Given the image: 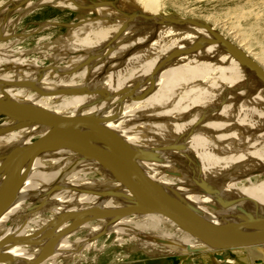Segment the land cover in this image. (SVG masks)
<instances>
[{"label":"bare ground","instance_id":"obj_1","mask_svg":"<svg viewBox=\"0 0 264 264\" xmlns=\"http://www.w3.org/2000/svg\"><path fill=\"white\" fill-rule=\"evenodd\" d=\"M21 1L23 0H0V15H4L12 7L18 14L15 18H8L9 14L0 18V43L5 37L6 32L3 31L8 23H15L44 3L73 8L69 0H27L20 5ZM72 1L78 3V0ZM133 2L140 5L138 13L141 16L153 15L149 23L142 21L144 17H136L135 21H128L129 17L120 19L116 21L118 29L104 37L103 41L99 39V42L102 41L100 46L93 47L88 42L86 45L74 44L70 50L78 55L61 58V54L55 53L48 56L50 62L47 65L37 64L32 59L21 61V58L16 62L20 64L0 72V100L27 114L53 113L82 117L105 126L124 143L151 180L209 223L238 228L249 219H264V81L237 61L221 43L212 46L203 42L190 52L191 55L188 52L178 58H171L172 48L179 46L178 44L189 47L196 39L209 34L204 28L190 26L183 33L173 30L172 22L155 23L164 15L157 12L160 10V0H121L122 5H130V8ZM96 13L107 16L108 19L115 15V11L106 5L97 7ZM85 15L82 16L83 19ZM3 18L5 22L1 21ZM93 24L88 22L81 24V28H72V40L79 41L83 38V30H89ZM177 36L181 38L173 39ZM145 42L148 45L139 47ZM68 44L71 45V42ZM218 47L227 54L225 58L217 50ZM107 53L109 54L102 58ZM124 55L128 56L121 62L107 64L110 59L125 57ZM190 57L192 62L198 59L215 60L217 67L207 70L208 73L221 74L222 72H218L219 67L226 62L231 71H243L244 76L236 85L227 80L226 85L231 86L232 90L226 99L219 91L215 97L207 96L202 88L211 85L213 80L207 79L209 74L206 70L198 69L195 64L191 65L187 60ZM97 62L100 64L95 66ZM47 67L48 71L41 70ZM51 67L54 69H50ZM230 70H226L227 78H231ZM103 71L104 75L99 76ZM28 84L31 86L27 87ZM151 87L153 89L148 95L132 100ZM68 90L72 94L91 91L93 95L71 94L69 98L59 96L61 93H68ZM45 93L55 95H44ZM95 98L107 99L114 104L122 98L120 104H128L129 108L131 105L134 112L141 110L139 112L153 128L147 142L134 144L127 138L128 129H124L121 122L118 124L115 117L104 121L89 111H77L78 106L90 103V100L93 102L92 99ZM93 104L88 106L90 111L99 112L103 107ZM242 106H254L258 111L242 110ZM138 123L140 124L139 121ZM61 129L64 128L16 121L5 116L0 124V154L6 152L5 156H0V181L5 172V159L15 156L33 140ZM147 130L149 131L148 128ZM5 131L10 132L3 134ZM70 131L104 149H111L100 135L86 127L73 125ZM144 140L143 142L146 141ZM154 153H163L162 164L165 169L168 168L171 172L187 170L193 174L196 184H200L201 190L208 191L209 194L201 193L200 189H196L200 196L181 192L174 185L175 181H169L165 174L163 177L157 167L153 166V162H157L153 158ZM27 165V162L23 164L18 175V179H21L19 189L0 215V264H58L60 258L73 261L72 263H89L92 258L83 255L84 252L104 253L115 243L108 241L112 233L118 237L126 235L131 240L141 241L142 251L149 255L170 253V250H179V253L197 250L210 254L218 264H236L237 261L246 260L248 264L256 261L264 264V253L256 255L253 250L244 256L235 254L231 259H216L215 256L222 251L219 249L226 248L204 243L159 214L133 213L117 217L120 211L134 204L128 191L97 162L71 149L41 152L29 170H26ZM119 166L127 173L121 164ZM92 171L98 172L101 178L87 177V172ZM69 187L79 191L68 189ZM80 190L92 194H84ZM143 199L149 200L145 197ZM120 244L117 243L119 246ZM252 246L264 244L245 247ZM127 254L128 252L119 254L118 257L120 259Z\"/></svg>","mask_w":264,"mask_h":264},{"label":"rangeland","instance_id":"obj_2","mask_svg":"<svg viewBox=\"0 0 264 264\" xmlns=\"http://www.w3.org/2000/svg\"><path fill=\"white\" fill-rule=\"evenodd\" d=\"M96 1L97 2H101V1L108 2L110 6L109 5H106V6L110 7L113 11H115V15L110 19H108L107 16L98 15L96 13V9L98 7V5L95 4ZM69 3L71 4V6H73V8L67 5L58 6V5H51V4L44 3L38 6L33 11L21 17L20 20L19 19L16 20L15 23L13 24L8 23L5 30L3 31L4 33L6 32L5 37L0 43L1 45L0 46V72L8 71V69L14 66L18 60H21V58L23 59L21 61H30V59H32V61H34L37 64L47 65L50 62L48 58L52 54H55V53L58 55L61 54L60 55L61 58L66 57V55L67 56L69 55L75 56V54L78 55V53H73V50H70L72 45L77 44V43L86 45V43L88 42L93 47H98L102 43L104 37L108 36V34L113 33L116 29L119 28L117 27L116 21H119L120 19H123L125 17L130 18V20L128 21H133L136 17H139V19L144 17L142 21L145 23H149L150 22L149 20L153 18V15L141 16L138 13L140 12L139 10L141 9V7L137 2L136 3L133 2L132 3L133 7L131 6V8L135 10L134 12L132 11L130 7H128L130 5L128 6L122 5L121 0H78V3L77 2L74 3L72 0H69ZM159 3H160V10H158L157 12L164 14V15L162 16L163 17L162 19H160L159 21L155 23L172 22L173 30L175 29L177 31L180 30L183 33L188 31V28L190 26L193 28H204L206 33L209 34V36L207 35L205 37L196 39L194 43L191 44L189 47L178 44L179 46L172 48L173 54L171 58H178L179 56H182L183 54L188 53V52L190 54V52L194 51L198 47V44L203 43V42L208 43L212 46L217 45L218 44L216 42L217 39L213 36V34L218 33L233 43L234 42L239 43V45L242 46L244 49H246L256 59V61L264 68V0H160ZM133 4H136V5H133ZM12 8L9 11H7V13H5L4 15H0V18L5 17L7 14H9L8 18L9 17L15 18L16 16H18V14L14 12V8L13 9ZM83 15H85V18H84L85 21H81V20H84L82 17ZM4 20L5 18H3L1 21L5 22ZM136 21H139V20H136ZM142 21H139V22H142ZM82 22L83 23L92 22L95 25L93 24L94 26L92 25L89 30L84 29L83 30L84 35L82 36L83 38H80L79 41L75 39L73 41L71 29L76 28V26L77 28H81V24H83ZM5 25L6 24L4 23V26ZM209 28H213V30L211 31L209 30ZM134 35L136 34L134 33ZM180 38L181 36L173 37V39L175 40H179ZM99 39L102 41L99 42ZM69 42H71V45L68 44ZM145 45H148V42L141 44L139 47H143ZM102 49L103 47L100 48V50ZM217 50L220 51L221 50L220 47H218ZM108 52L110 53L111 51L109 50ZM109 53L103 55L102 58H105ZM220 53L223 56V58L227 56V54H225L224 51H220ZM124 56L125 57H121L117 59L112 58L107 62V64H111L117 61L121 62L128 55H124ZM149 57L147 59H149ZM190 59H192V57L188 58L187 60L190 61L189 63H191V65L195 64L197 65L198 69H204L206 70V72L207 70H212L217 67V63L213 59L212 60L206 59L203 61L198 59L196 60V62H192L193 59L192 60ZM197 62H199V64ZM210 62H214V63H210ZM5 63H8V64H5ZM17 64H20V62H18ZM99 64L100 62H97L95 66H98ZM48 68L49 67L43 68L41 70L48 71ZM219 68H220L219 69L220 71L218 72L220 73L222 72L221 74H218L217 72H214L212 74L207 72V74H209L208 78L206 77L207 74H205V77L207 79L213 80V83H211V85L208 84L204 88H202V92L207 96L215 97L217 96V91H219V92H222V94L224 95V99H226L228 97L227 94L232 90L231 86L226 85L227 80L230 81L232 84L236 85L239 83L238 82L239 79L244 76V73L242 71L243 70L242 67L239 68L242 71V73L231 71L230 65H228L226 62L221 63V67ZM50 69H54V68L51 67ZM226 70L227 72L228 70H230L231 78L226 77L225 75L227 73ZM102 75H104V71L99 74V76H102ZM247 77L251 78L249 76ZM249 80H252V78ZM30 86L31 85L28 84L27 87H30ZM152 89L153 87H151L149 90L148 89L144 90L145 92L143 91L137 98H132V100L135 101L138 98H142L148 95L149 94L148 92H150V90ZM90 92L91 91H88L85 94L81 92L72 94V92L69 91L68 93H63V94L61 93L59 94V96L63 98H69L74 94L75 95L78 94V96L79 95L83 96L87 94L93 95ZM50 94L55 95V93L54 94L45 93L44 95H50ZM222 94H219V95H222ZM92 100L93 102L90 100V103H84L78 106L77 111H81L82 109H83L82 111L84 110L86 112L89 111V113L99 117L101 120H104V121H110V119L115 117L118 124L119 122H121L120 125H122V127L124 125V129L125 128L128 129L127 131L129 132L127 133L128 135L127 138H130V140L134 144H144L147 142V138L152 133L153 128L150 127L151 123L148 120L144 119L143 114L140 113L141 110H135L134 112V110H132L133 107L131 105H130V108H131L130 109L128 104L127 105H123V103L120 104L122 102V98L116 100L115 104L114 102H110L107 99L99 100L95 98ZM103 100L104 102H100ZM212 101L217 102L215 100H212ZM93 103L95 104V106H99L100 108L103 106L99 110V112L97 110L90 111L88 106L89 105L92 106ZM83 107H85L86 109ZM123 107H124V110H122ZM242 110H246L250 112L258 111L254 106H250L246 108L242 106ZM101 114H105V115H101ZM106 114H109V116ZM115 114H117V116ZM122 116L123 118H121ZM125 116L126 118H124ZM135 116L136 117L138 116V117L136 118ZM4 118L5 117L3 115H0V124L4 121ZM118 118H121V119L118 120ZM127 118H130V119L127 120ZM138 121L140 122V124L138 123ZM125 124L126 126L127 125L128 126L126 127ZM142 124H144V127H142L143 126ZM134 128L135 129L137 128L136 129L137 131ZM147 128L149 129V131L147 130ZM5 132H3V134H7L10 131H5ZM143 139H145L146 141L144 140L145 142H143ZM5 153L0 154V156H5L6 155ZM162 154L163 153H154V156H153V158L155 157V160L159 162L158 164L157 162H153L154 164L153 166L157 167L160 174L162 173L163 177H164L163 174L167 175L166 177L169 181H175L174 185L175 186L177 185L176 187H178L181 192H185L186 194H189V195L200 196L201 194L197 190L198 189L201 190L202 186L200 184H196L197 182H196V179L193 177V174L189 173L187 170L185 172H182V171L171 172L167 170L168 168L165 169L164 164H162L163 162ZM162 170L165 172H163ZM69 171H72V170H69ZM90 176H95L97 178L100 177L99 173L95 171L87 172V177H90ZM171 183L173 184V182ZM193 186L195 187L193 188ZM68 189L79 191L78 189L74 187L72 188L69 187ZM201 191H202L201 193H204L206 195L209 194L208 191H204V190H201ZM81 192L84 194L89 193V195L92 194L91 192H86L84 190H82ZM102 194L107 195L108 193H102ZM120 216H123V215H120ZM117 237L118 236L115 233H112L110 235V237L108 238V241L109 242L115 241V243L113 246L108 247L104 251V253H101L102 255L94 254L92 252L90 253L84 252V254L82 253L83 255H86L87 257L90 256V258H92V260H90L89 263H86L83 261L82 262L80 261V263H76V262L72 263L73 261H68V260L64 261V260H61V258H60V263L64 264L65 262H68V263L70 262V264H218L217 262H215L213 257H210V254L201 253L197 250H193L192 252L179 253V250L174 252L169 249L170 253L164 252L163 254L149 255L142 251L141 241L131 240L126 235H120L118 238ZM122 238H124L125 240L123 241ZM118 242L121 243L120 246L117 245ZM162 246L163 245H161V247ZM219 250H222L221 253L218 254L220 255L221 258L231 259L235 254L244 256L246 255V253L250 252L251 250H253L256 255L262 254L264 253L263 251L264 246H252V247H245V248H240V249L226 248V249H219ZM234 250L236 252H234ZM127 252H128L127 255L119 259L118 257L119 254H123V253L126 254ZM78 256L80 257V255ZM256 259H262V258H256ZM256 259H254V261ZM260 263L261 261H256L253 264H260ZM223 264H227V263H223ZM236 264H248V260L241 261V262L237 261Z\"/></svg>","mask_w":264,"mask_h":264},{"label":"water","instance_id":"obj_3","mask_svg":"<svg viewBox=\"0 0 264 264\" xmlns=\"http://www.w3.org/2000/svg\"><path fill=\"white\" fill-rule=\"evenodd\" d=\"M26 1H21L20 5ZM95 4L98 7L109 5L108 2L97 1ZM209 30L212 31L213 28H209ZM213 36L217 39L216 42L223 44L237 61L243 63L255 76L264 81V68L250 54L221 34L214 33ZM0 115L13 118L16 121H31L54 128H64L33 140L20 149L15 156L5 159L3 163L5 172L0 181V215L21 185V179H18V175L23 164L27 162L26 170H29L39 153L67 148L97 162L128 191L134 204L120 211L117 216L133 213L159 214L178 224L189 235L210 246L219 248H238L264 244V219H249L238 228L209 223L163 191L147 176L124 143L110 129L99 123L88 118L53 113L27 114L16 110L1 100ZM73 125H80L97 133L108 143L111 149H104L76 136L70 131ZM119 164L126 169L127 173ZM143 197L149 200L145 201ZM215 257L221 258L220 255Z\"/></svg>","mask_w":264,"mask_h":264},{"label":"crops","instance_id":"obj_4","mask_svg":"<svg viewBox=\"0 0 264 264\" xmlns=\"http://www.w3.org/2000/svg\"><path fill=\"white\" fill-rule=\"evenodd\" d=\"M234 44H236V45H238V46H240L239 45V43H237V42H234ZM244 51H246L248 54H250L246 49H244L242 46H240ZM251 55V54H250ZM251 57H253L252 55H251ZM254 58V57H253ZM255 59V58H254ZM256 60V59H255Z\"/></svg>","mask_w":264,"mask_h":264}]
</instances>
